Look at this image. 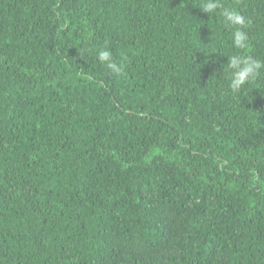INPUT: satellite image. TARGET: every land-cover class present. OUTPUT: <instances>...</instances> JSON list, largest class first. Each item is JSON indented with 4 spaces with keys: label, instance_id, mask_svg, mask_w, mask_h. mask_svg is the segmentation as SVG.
Returning a JSON list of instances; mask_svg holds the SVG:
<instances>
[{
    "label": "trees",
    "instance_id": "1",
    "mask_svg": "<svg viewBox=\"0 0 264 264\" xmlns=\"http://www.w3.org/2000/svg\"><path fill=\"white\" fill-rule=\"evenodd\" d=\"M203 3L0 0V264H264V0Z\"/></svg>",
    "mask_w": 264,
    "mask_h": 264
},
{
    "label": "clouds",
    "instance_id": "2",
    "mask_svg": "<svg viewBox=\"0 0 264 264\" xmlns=\"http://www.w3.org/2000/svg\"><path fill=\"white\" fill-rule=\"evenodd\" d=\"M202 11L207 14L219 11L225 25L233 29L231 33L232 46L241 50L249 47V37L245 31L248 21L239 11L224 7L221 0H204ZM98 59L116 75L123 71L122 67L113 60L112 54L108 50L100 51ZM226 63L230 73L229 89L234 93L239 92L242 87L264 70V60L246 53H234Z\"/></svg>",
    "mask_w": 264,
    "mask_h": 264
}]
</instances>
